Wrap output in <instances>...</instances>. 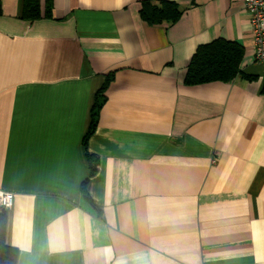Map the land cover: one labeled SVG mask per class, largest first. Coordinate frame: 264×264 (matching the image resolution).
I'll list each match as a JSON object with an SVG mask.
<instances>
[{"label": "crops", "instance_id": "crops-1", "mask_svg": "<svg viewBox=\"0 0 264 264\" xmlns=\"http://www.w3.org/2000/svg\"><path fill=\"white\" fill-rule=\"evenodd\" d=\"M0 0V189L16 264H264V61L242 0ZM49 9V11H47ZM249 75L187 85L197 48ZM106 100L87 149L98 90ZM86 183L92 201L86 199Z\"/></svg>", "mask_w": 264, "mask_h": 264}, {"label": "trees", "instance_id": "trees-1", "mask_svg": "<svg viewBox=\"0 0 264 264\" xmlns=\"http://www.w3.org/2000/svg\"><path fill=\"white\" fill-rule=\"evenodd\" d=\"M39 1L25 0L26 14L30 17L40 16ZM183 12V7L173 0H143L140 14L148 24H173L181 18ZM245 50L242 44L224 37L200 45L189 63L185 83L200 85L214 81L229 82L239 75L249 78V75L241 68ZM112 74L113 72L106 77L103 86L98 90L91 113L90 127L84 139L85 155L91 167L90 173L95 171L92 163L95 157L87 149V140L97 125L100 108L106 100L104 91ZM261 93L264 95V82ZM86 183L85 181L82 185V192L87 200L92 201ZM7 220L8 211L0 209V264H16L18 249L6 241Z\"/></svg>", "mask_w": 264, "mask_h": 264}, {"label": "built area", "instance_id": "built-area-1", "mask_svg": "<svg viewBox=\"0 0 264 264\" xmlns=\"http://www.w3.org/2000/svg\"><path fill=\"white\" fill-rule=\"evenodd\" d=\"M249 14L253 32L254 50L257 61H264V0H242ZM15 203V193L0 189V209L9 211Z\"/></svg>", "mask_w": 264, "mask_h": 264}]
</instances>
